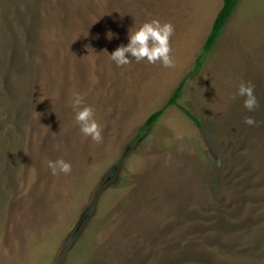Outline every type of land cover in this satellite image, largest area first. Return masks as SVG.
<instances>
[{
    "label": "rangeland",
    "instance_id": "rangeland-1",
    "mask_svg": "<svg viewBox=\"0 0 264 264\" xmlns=\"http://www.w3.org/2000/svg\"><path fill=\"white\" fill-rule=\"evenodd\" d=\"M221 6L0 0V264H264V0L238 1L196 69ZM153 18L174 25V67L110 61ZM74 93L100 143L79 131ZM58 158L71 173L52 174Z\"/></svg>",
    "mask_w": 264,
    "mask_h": 264
},
{
    "label": "clouds",
    "instance_id": "clouds-1",
    "mask_svg": "<svg viewBox=\"0 0 264 264\" xmlns=\"http://www.w3.org/2000/svg\"><path fill=\"white\" fill-rule=\"evenodd\" d=\"M131 28L130 33L128 30L127 44L119 45L110 54L107 53L110 61L117 67L128 65L133 59L137 63L146 60L149 64L159 62L163 68L174 67L175 59L171 54L170 37L175 28L171 22L162 23L159 19L153 18L138 27L132 26ZM107 35L111 39L113 34L108 33ZM236 95L243 98V108L247 112H253L258 108L259 101L252 81L241 80L237 85ZM71 109L79 131L85 137H90L93 141L100 143L103 140L102 126L95 119L93 108L86 105L84 98L79 93L73 94ZM243 123L255 126L258 122L252 116L245 115ZM47 166L53 175L69 174L72 171L71 163L62 158L49 160Z\"/></svg>",
    "mask_w": 264,
    "mask_h": 264
},
{
    "label": "trees",
    "instance_id": "trees-1",
    "mask_svg": "<svg viewBox=\"0 0 264 264\" xmlns=\"http://www.w3.org/2000/svg\"><path fill=\"white\" fill-rule=\"evenodd\" d=\"M238 1L239 0H222V6L214 18L210 32L202 46L200 56L195 62L196 69L200 67L204 55H206L208 51L212 48V46L215 44L221 30L223 29L231 14L233 13ZM183 87L184 81L172 92L168 101L165 104H163L159 109L149 115V117L140 127L139 132L137 133V138H139L142 134L146 133V131L156 123V121L162 116V114L168 107L176 105V102L179 100L183 91ZM187 115L191 117L188 113Z\"/></svg>",
    "mask_w": 264,
    "mask_h": 264
}]
</instances>
